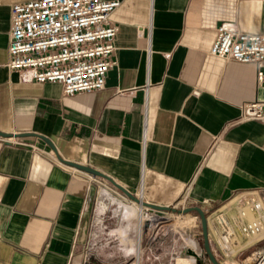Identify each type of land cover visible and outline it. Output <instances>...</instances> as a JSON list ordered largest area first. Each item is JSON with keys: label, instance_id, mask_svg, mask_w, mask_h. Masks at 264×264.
<instances>
[{"label": "crops", "instance_id": "obj_1", "mask_svg": "<svg viewBox=\"0 0 264 264\" xmlns=\"http://www.w3.org/2000/svg\"><path fill=\"white\" fill-rule=\"evenodd\" d=\"M24 1L0 0V130L42 134L55 151L36 136L0 137V264H81L104 206L58 156L157 205L186 198L208 211L246 190L264 204V120H238L243 104L264 101V78L209 53L222 22L264 32V0H119L115 64L103 88L72 95L7 65L10 6Z\"/></svg>", "mask_w": 264, "mask_h": 264}, {"label": "built area", "instance_id": "obj_2", "mask_svg": "<svg viewBox=\"0 0 264 264\" xmlns=\"http://www.w3.org/2000/svg\"><path fill=\"white\" fill-rule=\"evenodd\" d=\"M119 4V0H27L13 3L10 6L7 65L22 81L59 82L65 95L103 88L106 74L115 64L112 54L117 28L110 23L109 16ZM209 53L226 60L252 63L256 66L257 80L264 78V32H242L231 23L222 22L216 27V37ZM238 120H264V101L243 104ZM179 206H189L186 198ZM145 213L149 212L146 210ZM155 216L159 223L165 219ZM206 221L208 238L219 262L264 264V245L254 247L264 241V204L257 191L235 194L206 214ZM200 233L179 250L173 247L171 251L159 252L154 260L167 257V264H171L184 252H188V256L200 257L204 253L197 237ZM156 235L157 231L149 236L150 244ZM139 250L138 243L135 264H140ZM245 251L248 252L238 260ZM226 257H229L228 262Z\"/></svg>", "mask_w": 264, "mask_h": 264}, {"label": "rangeland", "instance_id": "obj_3", "mask_svg": "<svg viewBox=\"0 0 264 264\" xmlns=\"http://www.w3.org/2000/svg\"><path fill=\"white\" fill-rule=\"evenodd\" d=\"M84 174L91 178L95 201L104 206V209L101 211L102 213L99 211V214L88 222L84 230L85 239L80 243L83 245L81 264H135L138 243L140 245V264H167V257L156 261L154 256L159 252L171 251L173 247L179 250L185 242L201 232L199 216L196 212L177 213L143 207L141 217L144 219L139 240H136L135 231L139 226V217L136 216V213L133 215L136 208L132 204V200L107 180ZM123 206L128 207L124 210ZM172 206L180 208L177 203ZM146 210L149 212L147 215ZM210 211H204L205 215ZM152 214L163 216L165 219L161 223L150 222L148 216ZM194 216L197 218L194 219ZM124 231L126 232L125 237H121L120 234ZM155 231H157L156 239L150 244L149 236ZM197 237L202 244L201 233ZM261 246L262 244L259 243L254 247ZM211 248L213 250L212 245ZM247 252L240 255L238 260L242 259ZM188 254V252H184L180 256L186 257ZM177 257L171 264H193L194 260H197L196 256H190L186 262L178 263L176 262ZM200 257L204 264H211L205 252Z\"/></svg>", "mask_w": 264, "mask_h": 264}, {"label": "water", "instance_id": "obj_4", "mask_svg": "<svg viewBox=\"0 0 264 264\" xmlns=\"http://www.w3.org/2000/svg\"><path fill=\"white\" fill-rule=\"evenodd\" d=\"M12 136H15V137L36 136V137H39L43 141H45L51 147L52 150L55 151V146H54L53 142L51 141V139L42 135V134H37V133H32V132L11 133V132H4V131L0 130V137L9 138ZM57 158L60 162H62L63 164H65L67 166L74 167L75 169L82 171V172H85V173L92 175L94 177H100V178L107 180L113 186H115L117 189H119L121 192H123L127 197H129L132 201H134L136 203H141L142 205H144V207H147V208H150L153 210H157V211L169 210V211H173V212H177V213L196 212L197 215L199 216V221H200L202 245H203L204 252L207 255L208 261L211 264H222L221 262L218 261V259L216 258L215 254L211 248V244H210V241L208 238L206 215H205L204 210L201 207H199V206H188V207H184V208H175L174 206L157 205V204H153V203L146 202V201L141 202V200L137 196H135L133 193H131L122 184L115 181L114 178H112L110 175L102 172L101 170L94 168L90 165H86V164H82L79 162H75L72 160L62 158L60 156H58Z\"/></svg>", "mask_w": 264, "mask_h": 264}, {"label": "bare ground", "instance_id": "obj_5", "mask_svg": "<svg viewBox=\"0 0 264 264\" xmlns=\"http://www.w3.org/2000/svg\"><path fill=\"white\" fill-rule=\"evenodd\" d=\"M73 168H74V167H73ZM139 199L141 200V202L143 201V200L141 199L140 196H139ZM132 204H133V205L135 206V208H136V211L133 212V215L136 213V216H138L139 219H140V225H142V221H143L144 217H141V210H142V208H143L144 205H142L141 203H140V205H137V204L134 203V202H132ZM127 207H128V206H124L123 209L125 210V209H127ZM148 219H149L150 222H154V216H153V215L148 216ZM150 224H151V223H150ZM137 232H138V240H139L140 233H141V229L139 228V226H138ZM186 241H187V240H186ZM137 242H138V241H137ZM137 245H138V244H137ZM136 248H137V246H136ZM189 257H190V256H186V257L178 256V257L176 258V262H178V263H179V262H186L187 259H188ZM228 261H229V257H226V262H228ZM193 264H204V263H203V260H202L201 257H197V260H194ZM228 264H229V263H228Z\"/></svg>", "mask_w": 264, "mask_h": 264}]
</instances>
